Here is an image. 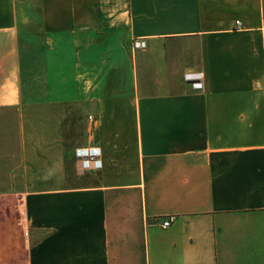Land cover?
Masks as SVG:
<instances>
[{
  "label": "crops",
  "instance_id": "1",
  "mask_svg": "<svg viewBox=\"0 0 264 264\" xmlns=\"http://www.w3.org/2000/svg\"><path fill=\"white\" fill-rule=\"evenodd\" d=\"M263 45L264 0H0V264H264Z\"/></svg>",
  "mask_w": 264,
  "mask_h": 264
},
{
  "label": "built area",
  "instance_id": "2",
  "mask_svg": "<svg viewBox=\"0 0 264 264\" xmlns=\"http://www.w3.org/2000/svg\"><path fill=\"white\" fill-rule=\"evenodd\" d=\"M238 24V23H237ZM145 47L144 41L136 40L133 41V48L142 49ZM262 55L264 57V45L262 47ZM183 79L190 83L193 90H202L203 84L201 82L202 75L201 73H187L184 75ZM75 156L81 160L83 168L92 167L94 169H99L101 166L100 161L97 159L99 156L98 149L89 148V149H78L75 152ZM175 221V216L170 215L162 217L158 220H155L152 224L158 226L161 229L169 228Z\"/></svg>",
  "mask_w": 264,
  "mask_h": 264
},
{
  "label": "rangeland",
  "instance_id": "3",
  "mask_svg": "<svg viewBox=\"0 0 264 264\" xmlns=\"http://www.w3.org/2000/svg\"><path fill=\"white\" fill-rule=\"evenodd\" d=\"M20 204L21 201L15 199L0 200V223L6 224L9 229L16 230V232L22 229Z\"/></svg>",
  "mask_w": 264,
  "mask_h": 264
}]
</instances>
